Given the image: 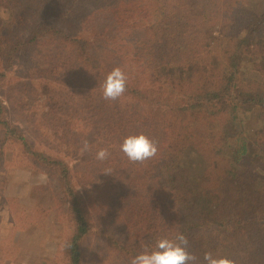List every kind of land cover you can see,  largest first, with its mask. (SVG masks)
Instances as JSON below:
<instances>
[{"label": "trees", "instance_id": "16d2710c", "mask_svg": "<svg viewBox=\"0 0 264 264\" xmlns=\"http://www.w3.org/2000/svg\"><path fill=\"white\" fill-rule=\"evenodd\" d=\"M56 2L0 0L5 12V17L0 15V77L13 69L24 49L44 42L68 46L75 62L62 65L55 61L62 79L73 78L82 88L100 91L93 92V118L106 119L110 127H117V118L96 96L104 99L106 76L120 67L127 75L122 96L151 108L162 120L152 133L154 141L159 140L158 153L143 163L149 166L157 199L165 201L171 211L172 238L177 232L184 233L188 251L198 258L188 264H207L205 252L227 257L233 264H264V9L260 13L246 9L244 0H95L93 10L113 14V32H117L108 46L95 48L90 39L73 36L51 22L65 18ZM218 16L226 17L232 34L219 45L200 39ZM247 65L253 75L247 73ZM55 79L61 82L59 77ZM121 102L119 97L109 104ZM255 110L259 127L255 163L249 165L245 161L249 154L245 127ZM9 132L19 133L7 121L3 138ZM187 134L199 135L192 151L214 171L206 181L212 191L210 203L179 189L184 154L190 147L183 142ZM37 152L29 149L56 173L59 188L69 201L76 227L66 249L79 264L81 242L93 225L91 212L74 183L69 162ZM126 202L131 201L122 199ZM154 224L151 219L143 225ZM107 242L116 253H139L119 238Z\"/></svg>", "mask_w": 264, "mask_h": 264}, {"label": "rangeland", "instance_id": "374dc122", "mask_svg": "<svg viewBox=\"0 0 264 264\" xmlns=\"http://www.w3.org/2000/svg\"><path fill=\"white\" fill-rule=\"evenodd\" d=\"M94 1L57 0L65 18L51 22L73 36L90 39L95 48L108 46L117 34L112 26L114 15L95 12ZM243 6L257 13L264 9L262 0H244ZM0 15L5 17L3 9ZM212 23L210 30H200V39L219 45L232 34V25L226 23V17L219 16ZM51 44L44 42L22 50L13 69L0 77V264H75L71 252L64 247L76 227L69 201L59 188L56 173L29 149L60 156L72 168L74 183L91 212L93 224L81 242L83 256L79 264H130V258L138 254L135 250H152L159 238L171 239L170 227H175L169 221L171 211L165 207L166 202L157 199L149 166L129 161L121 151V144L129 135L144 133L154 141L152 133L163 124L162 120L151 108L123 96L118 106L96 96L117 118V127H110L106 119L93 118V92L100 91L95 87L82 88L73 78L62 79L55 61L72 64L75 57L68 46ZM247 68V73L253 75L251 65ZM258 118L255 110L246 121L249 154L245 161L249 165L255 163ZM7 121L20 134L9 132L3 138ZM241 129L244 131V127ZM197 135L187 134L183 141L190 147L184 154L187 158L183 160L179 189L210 203L212 191L206 181L214 171L192 151L198 146ZM85 140L89 151H82ZM154 142L159 146V140ZM101 148L109 152L104 161L95 158ZM122 199L131 202L122 203ZM116 209L121 211L115 214ZM158 216L162 221H158ZM151 219L155 220L154 225H143ZM112 238L126 241L135 253H116L107 242Z\"/></svg>", "mask_w": 264, "mask_h": 264}, {"label": "clouds", "instance_id": "9594fccd", "mask_svg": "<svg viewBox=\"0 0 264 264\" xmlns=\"http://www.w3.org/2000/svg\"><path fill=\"white\" fill-rule=\"evenodd\" d=\"M127 75L120 68H113L106 76L102 96L107 101H114L121 97L126 91ZM90 146L85 140L82 151H89ZM121 151L129 161L143 163L156 157L158 146L150 137L144 133L129 135L121 144ZM109 157L107 149L101 148L95 153L98 161H104ZM188 237L177 232L174 238L161 237L152 250H145L130 258V264H188L189 261L196 262L197 256L188 251ZM69 246L67 244L64 247ZM204 261L207 264H233L227 257H217L211 252L204 253Z\"/></svg>", "mask_w": 264, "mask_h": 264}]
</instances>
